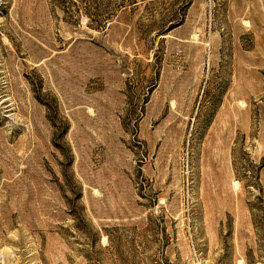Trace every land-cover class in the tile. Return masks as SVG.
I'll list each match as a JSON object with an SVG mask.
<instances>
[{
  "label": "rangeland",
  "instance_id": "374dc122",
  "mask_svg": "<svg viewBox=\"0 0 264 264\" xmlns=\"http://www.w3.org/2000/svg\"><path fill=\"white\" fill-rule=\"evenodd\" d=\"M0 264H264V0H0Z\"/></svg>",
  "mask_w": 264,
  "mask_h": 264
}]
</instances>
